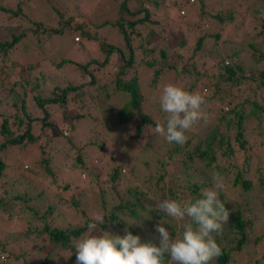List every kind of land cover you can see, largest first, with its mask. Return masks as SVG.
<instances>
[{"label":"trees","instance_id":"1","mask_svg":"<svg viewBox=\"0 0 264 264\" xmlns=\"http://www.w3.org/2000/svg\"><path fill=\"white\" fill-rule=\"evenodd\" d=\"M130 1H137V4L130 6ZM228 2L230 1H223L224 7L228 6ZM149 3L160 8L164 15L168 12V5L164 4V0H122L118 7L115 22L111 23L108 20L95 27H104L108 23L114 25L122 36L125 49L108 41L99 42L98 46L103 54L102 58L99 60L91 58L85 63L79 64L78 77L81 84H74L70 81L65 84L55 83L50 85L51 89L42 87L38 77L31 76L26 69L25 71L28 73L24 77L18 75L17 71L14 72L16 70L14 67L19 63L15 59L19 57L16 56V49L18 50L21 47L20 41L26 36L27 28L31 33L42 30L44 36L46 35L49 38L54 33H63L66 28L72 27V18L52 4L51 8L54 15L58 17V21L56 26L48 25L43 20L27 16L23 13L21 7L12 9L0 5V14H3L0 18V29H4L7 34L6 37L0 38V68L3 69V74H0V110H13L9 114L0 113V186L2 187L0 190V213L4 215L3 220L6 224V219L14 221L13 225L7 224L9 225L8 228L4 227L2 233L14 231L21 226L20 247L27 254H32L31 257H28L30 255H18V253H13L11 250L8 251L4 242L0 241V257H3L0 259V264L10 260H16L19 264H27L28 260H32V264H76L74 245L78 239L87 233L89 223L97 222L102 230L112 224L121 227L123 224L119 222L118 216L127 214L135 219L139 216L136 208L145 210L144 202L147 198L144 196L147 194L130 185L124 191H120L117 185L113 184L123 176L121 173L122 166L115 160L110 171L112 182L110 192L117 198V203L109 209L108 214L102 213L101 220L86 217L77 222L66 223L67 221L65 222L62 219L65 224L61 223V225L49 218L52 215L53 217L60 216V212L55 211L56 208L75 210L84 216L86 215L83 209L80 208L78 199H76L77 197L80 198L78 194L71 193V201L64 199L62 193L71 188L73 180L61 184L62 178L59 179L58 168L56 169L51 165L53 158L45 155V146L47 143L51 144V140L55 139L56 133L59 131L58 135L63 137L66 142V155L63 158L65 160H60L61 163L59 161V164L64 165L71 172L82 174L87 170L93 175H97V173L94 174L93 171H90L91 160L89 155L92 152L95 153L104 149V140L107 138L104 125L107 122L104 121L106 116L96 119L94 116L90 117L88 115L90 109H93V106L96 107L95 104L100 102L94 98L96 95L101 96L105 102L110 101L116 92L127 95V97H124L125 101L119 105L116 113L118 124L135 123L137 136L136 139H132L133 144H131L136 145L135 142L138 141L140 145L138 153L136 155L132 154L136 162L125 163V166H128V172L130 171L129 174L127 173V178L130 181H137L141 177L139 171H142L144 172L142 182L153 184L152 194H156L159 190L161 193L163 192L161 195L162 200L175 199L185 202L181 193L187 192L188 189L189 192L195 194L191 197V200L194 201L196 198L201 197L199 190L202 188L204 180L202 184H199L196 181L197 179H192V185L187 188L181 183L174 184L172 179L176 178V173L174 170L170 171L169 168L178 162L183 167L182 172L187 177L195 178L196 170L199 169L197 164L202 163L204 169L217 160L214 149L216 148L228 159L226 165L222 167L224 169L232 167L234 170L232 172L233 185L239 187L241 193L245 194L246 197H249V195L258 197L260 195L264 213V160L258 161L257 164L254 162L255 157L259 159L261 154L264 155V153L258 152L261 147H251L252 144L248 143L249 140L245 136L246 129L243 126L244 120L247 119L246 108L252 119L257 122L264 119V67L259 69L257 85H255L254 90H252L251 85L248 86L251 91L247 92L249 94L243 97V101L234 103L232 92L229 94V88L232 89L234 84L237 86L242 85V76L250 82L254 79L251 74L245 75L246 60L250 57H257V62L264 60V51L260 48L264 44V0H238L237 3H231L227 10H224L223 7H214L213 3L211 8L206 0H172L170 6L173 7L172 9L176 8L177 13L184 7H187L190 11L197 9L198 19L206 22L204 24H207V26L209 25L207 22H217L220 28L209 36L214 38L215 45L219 42L220 45L223 44V47L226 48L224 51L218 47L215 56L211 57V64L206 68V70L212 71L211 74L200 76L197 72L190 88L187 89L188 91H199L200 93L204 87L212 90L205 98L209 102H216L213 108L220 107L215 109L216 113L221 108L223 112L209 129L205 130L209 126L208 123L200 121V127L205 128L200 129L197 134H191V136L200 138L193 144L190 143V139H187L182 145L168 143L163 137L155 133V121L159 120L163 123L164 119H154V114L150 115L151 111L148 113L144 111L145 92L148 89V84H145V75L140 70L133 74H129L127 71V68L137 64L138 54L145 56L139 64H144L145 67L150 69L149 71H153L152 85L157 79L159 81V77L161 79L160 73L164 71V61L168 55L166 47L157 46L155 42L160 37L157 33H154V29L150 28L147 32L145 31L146 33L144 32L147 23H157V20L150 18L153 12ZM207 8L211 9L210 13L206 11ZM5 13L8 17L4 15ZM127 16H129L128 19H126ZM238 17L240 20L236 22ZM24 26L27 27L24 28ZM224 26H237V30L226 36L222 34ZM73 27L78 29L80 25ZM82 31L80 33L82 38L93 40L90 31L87 29L85 31L82 29ZM205 36L200 35L197 38L194 51L202 50ZM180 41V44L183 45V39H180ZM147 46H151L150 54L146 53ZM245 47L250 48L251 53H248L249 55L244 52ZM155 51L158 52L160 57L156 58ZM18 52L19 54L22 53L20 50ZM112 55H115V58H112ZM147 55H150V58ZM226 60H228V63L225 62ZM71 62H73L71 59L64 58L54 66L60 67L64 63ZM189 62L190 60L183 64L180 69L176 66H168L167 68L177 76H183L189 69H192L191 63L193 61ZM253 67L257 68L254 65L250 66L252 72ZM198 84H200V87H197ZM30 98L34 101L40 112L39 114H35L30 108ZM224 104L228 107L227 111H224ZM51 106L53 108L49 109ZM229 106L233 107L229 108ZM56 116L61 121L60 123L53 120V117ZM88 117L92 129H89L90 132L86 136L87 140L82 141L79 139L75 141L72 135L77 132L76 121ZM10 122L15 125V128L10 125ZM147 124L154 128L153 131L147 129ZM144 126L146 128L142 129ZM62 128L69 129L72 135L68 132H66V135H62ZM143 130L144 132H142ZM45 131V141L40 144L41 158L36 163L38 165L40 161L43 164L45 172L43 180H49L52 186L49 185V187L35 190L36 187H31L33 183H29V190L25 188V191L20 193L21 191L17 189L18 192L10 193L6 183L8 180H12V174L11 167H7L4 160L5 152L13 147H25L28 143L32 144L38 141L41 133ZM58 144L59 142L55 143L53 147L60 149L62 146L57 147ZM90 146L97 148V150L89 148ZM3 153L4 156L1 157ZM116 153L122 154V152ZM111 156L115 159L113 155ZM240 156L242 157L241 165L234 162V157L239 158ZM101 161L99 162L101 163ZM194 164H196L195 170L192 169ZM25 165L29 168L28 164ZM215 167L218 171L222 168L218 163ZM16 168L19 169V165H16ZM32 170L34 169H31L30 165L28 171L32 172ZM94 170L99 172V168ZM204 172L205 170L202 173ZM167 176L170 178H167ZM19 178L24 181L23 183H27L25 182L26 179L18 176ZM55 183L57 187H53ZM218 193L221 195L220 189ZM99 200H101V208H105L103 209L105 211V201H102L105 200L103 191L99 193ZM252 200L255 201L256 198ZM221 201L228 211L232 210L233 207L229 203ZM246 202L249 204L250 200L248 199ZM236 209L233 216L229 215L231 219L227 224H223V230L220 233L222 239L219 236L220 234L215 235L218 244L222 248V255L213 260L211 264H232L234 255L247 246V228L252 226V221L248 223L237 204ZM161 216L168 221V226L170 225L172 229H175V226L172 225L174 220L166 217V214L159 210V217ZM0 229L2 228L0 227ZM130 231L133 233L132 229ZM256 234L254 235V246L250 250L252 251L250 252L251 255L247 256L248 260L253 259L249 264H263L264 260L263 249H261L264 247V232L260 230ZM222 241L225 243L223 244ZM257 248L259 252L263 253L261 256H257ZM168 260L169 258L166 257L165 264H168Z\"/></svg>","mask_w":264,"mask_h":264},{"label":"rangeland","instance_id":"2","mask_svg":"<svg viewBox=\"0 0 264 264\" xmlns=\"http://www.w3.org/2000/svg\"><path fill=\"white\" fill-rule=\"evenodd\" d=\"M121 1L122 0H0V5L12 9L21 7L23 9L24 14L34 19L43 20L48 25L56 26L58 21V17L54 15L53 10L51 8L52 4L57 6L58 9L64 11L68 17L72 18V27L66 28L63 33H54L49 38L46 35L44 36L42 30H38L37 33H31V31H29V29L27 28L26 36L21 39V47L18 49L22 53L19 54L17 49V53L15 52L16 56H19L18 58H15L19 63L17 64V66L14 67V69H16L14 72L17 71V73H19L18 75H20L21 77H24V75L29 72L31 76L38 77L39 83L42 85V87L46 89H51L50 85L55 83L65 84L70 81L74 84H81L80 79L78 77L79 64L85 63L91 58H96L98 60L102 58L103 54L98 46L99 42L108 41L112 44L119 45L120 47H122V49H125V43L122 40V36L121 34H119L114 25L108 23L104 27H95L96 25H99L102 22L108 20L111 23L115 22L117 18L118 7ZM206 1L208 4H210L211 8L213 6L216 8L223 7L224 10H227L229 8L228 6L231 3H237L238 0H227L230 2H228L229 4L228 6L226 5V7H224L223 4L224 0ZM171 3L172 0H164V4L168 5V12H166V15H164V12L160 10V8L155 7L149 3L151 6V11L153 12V15L150 16V18L152 20H157V23H147V27L144 30V32H147L150 28L154 29V33H157L160 37L155 43H157V46L159 47H166L168 55L164 61V71L163 73H160L161 79L159 77V81L157 79L152 85L151 82L153 78V71H149L150 69L145 67L144 64H139V62L143 60V58H145V56H141L139 54L136 60L137 64L133 65V67L127 68L129 74L136 73L140 70L141 73L145 75V84H148V89H146L145 92L146 102L144 105V111H146V113L151 111L150 115L154 114V119L161 118V120L164 119V113L160 110L158 103L153 99V97L158 96L159 91L163 88L164 84L175 83L185 88L186 90L189 89L193 79H195L196 77L197 72L200 76L211 74L212 71L206 70V68L211 64V57L215 56L214 54L216 53L218 47L224 51L226 49L223 47V44L220 45L219 42L215 45L214 38L209 36L211 33H214L216 29L220 28V25L217 22H207L209 24L208 27L207 24H204L206 22L200 21L198 19L196 15L197 9H195L194 11H190L187 7H184L186 12L185 15L182 16L177 13L176 8V10L172 9L173 7L170 6ZM136 4L137 1H130L129 5L134 6ZM206 11H209L210 13L211 9L207 8ZM2 15L3 14H0V18L2 17ZM4 15L7 16V13H5ZM128 17L129 16H127L126 19H128ZM237 20H240V18L238 17L236 19V22ZM78 25H80V28L78 29L76 27H73ZM25 27L27 26H24V28ZM82 29H84V31L86 29L90 31L89 33L93 40L82 38L80 34L81 32H83ZM235 30H237V26H224V28L222 29V34L228 36L229 34H232ZM0 31V38L7 36L4 29H0ZM200 35H206L205 41L202 45V50L194 51L195 42ZM77 39L79 40L77 41ZM180 39H183V45L180 44ZM260 48L264 51V44H262ZM150 49L151 46H147V54L151 53ZM244 52L248 54L251 53V50L250 48L245 47ZM154 55L156 56V58L160 57L157 51H155ZM112 56V58H115V55ZM147 57L150 58V55H147ZM191 57L195 59H192ZM64 58L71 59L73 62L64 63L60 67L54 66L58 61ZM256 59L257 57H250L248 60L245 61V75L247 76L248 74H251V76H254L252 82H250V80H246V77L244 78L242 76V85L237 86L234 84L232 86V89L229 88V94L232 92V95L234 96V99L232 100L234 101V103H239L243 101V97L249 94L247 93L251 91V88H248L249 85L252 86V90H254L255 85H257V75L259 74V69L264 67V60L257 62ZM189 60L190 62L193 61L191 63L192 69H189L188 72L183 76H177L172 72V70H169L167 68L168 66H176L180 69V67L183 64H186ZM118 62L121 63L120 61ZM225 62L228 63V60H226ZM253 65L257 68L253 67L252 72L250 70V66ZM25 69L28 72L25 71ZM0 74H3V69L1 68ZM197 87H200V84H198ZM211 91L212 90L206 89L204 87L201 91V94L206 97V95H208ZM257 93L259 94L258 91ZM124 97H127V95H124L122 92H116L113 94L110 101L105 102L103 101V98L101 96L96 95L94 98H96L102 103H96V107L93 106V109H90L88 113L90 117L94 116L96 119H101L103 116H106L104 121L107 122L104 125L106 127L104 132L107 137L104 140V149L98 150L95 153L92 152L89 155V158L91 160V165L89 166L91 169L90 171H93L94 174L97 173V175H93L87 170L84 171L82 174H80L79 172H71L67 167L62 164H59L60 160H65L63 158L66 155V142L64 141L63 137L58 135L59 131L56 133L55 139L51 140V144H46L45 155L49 156L50 158H53V162L51 163V165L53 167H56V169L58 168L59 179L62 178V181H60L61 184L71 181V179L73 180L72 183L70 182L72 185L71 188L69 190L63 191L62 193L64 199L66 198V200L71 201V193L75 192L76 194H78L80 198L77 197L76 199H78L80 208H82L86 214L84 216L78 211L76 212L75 210L56 208L55 211H59L60 216L53 217L52 215L49 218H52L55 223L60 225L61 223L65 224L62 222V219L65 222L67 221L66 223L77 222L82 218L86 217H92L93 219L95 218L94 220H101V214H108L110 212L109 209L117 203V198L110 192V184H112L110 178V171L113 162L117 160V162L122 166L121 173L123 174V176L113 184H116L120 191H124V189H126L128 185H130L136 187L139 191H143L144 194H147L146 196H144L147 198L146 202H144L145 210L136 208L139 212V216L135 219H133L127 214L118 216V219L120 220L119 222H122L121 224H123L121 227H118L113 224H108L109 226H107L105 230H102L96 222V231H107L113 234L117 232L116 234L125 235L126 228L129 231L130 229H132L134 235H139L141 237L142 242H151L159 245V240L157 239L159 234L156 232L155 226L161 220H165L164 217H159L158 210V204L162 201L161 195L163 192L161 193V191L159 190L156 194H152L153 191L151 190L153 188V184H145L142 182V180L144 179L142 178V175H144V172L142 171H139L141 177H139L137 181H130L127 178V173L129 174L130 171L128 172V166L125 165L136 162L133 155H136L138 153L140 145L138 141L135 142L136 145H132V139L137 136L135 131V123L130 122L127 124H118L117 122L116 110L118 109L119 105L125 101ZM215 103L216 102L207 101V103L203 107V110L208 116V120L206 123L209 124L207 128L204 127L205 130L209 129L211 125L218 120V117L220 116L221 112H223V110H221L222 108L218 113L215 112V109L219 107L217 106L216 108H213ZM29 106L35 114L40 113L31 98L29 100ZM230 107L233 106H229V108ZM52 108L53 106H51L49 109ZM54 108L56 110H59L56 107ZM227 109L228 107H226V104H224V111H227ZM245 111L247 114V119L244 120L243 126L246 129L245 136L249 140L248 143L252 144L251 147H261L260 151L258 152L264 153V119L260 122H257L256 120L252 119V116L248 115L247 108ZM10 112L12 113L13 110H0L1 114H9ZM88 119L89 117L80 121H76L77 132L73 135L72 132H70V130H67L66 128L61 129V134L66 135V132H68V134L70 133L74 137L75 141L79 139H81L82 141H86V136L88 132H90L89 129H92L90 128ZM53 120L56 123L61 122L59 121V118L57 116L53 117ZM91 120L93 119L91 118ZM203 123L205 122L203 121ZM200 124L201 123L199 122L197 124L199 126L195 125L190 131L186 133L187 139H190L191 144H193L200 138L191 136V134H197L200 129H204L200 127ZM10 125L15 128V125L12 122H10ZM145 128L146 126L142 127V129ZM147 129L153 131L154 128L148 126L147 124ZM193 131L195 132L192 133ZM142 132H144V130ZM45 136L46 131L41 133V136L39 137L38 141L32 144L28 143L25 147H13L9 149V151L5 152V156L4 153L1 154V157L4 156V160L7 164V167H11L10 171L12 174V180L10 179L6 183V187L9 189L10 193L18 192L17 189L21 191L20 193L24 192L25 188L29 190V183H33L31 184V187H36L35 190L43 189L44 187H49V185L52 186V183L49 180H43V177H45L43 164L40 161L38 165L36 163V161L41 158L40 144L45 141ZM57 142H59L57 147L62 146L60 149L53 147L54 144ZM89 148L92 147L90 146ZM92 149L97 150V148ZM214 149L217 155V160L204 169L202 168V163L197 164L199 169L196 170L197 172L195 174V178L187 177L185 173L182 172L183 167L181 166V164L176 162L175 165L169 168L170 171L174 170L176 173V178H173L172 180L174 184L181 183L184 185V187L186 186V188L192 185V179H197L196 181L199 184H202L204 180L203 186L199 190L201 193L203 189L213 187L212 174L214 172L219 173L223 177L224 183L223 188L220 189L221 195L219 194V198L229 203L233 207L232 210L229 211L230 216H233V212L237 210V204L240 208V211L242 212V215L247 219L248 223H251L252 221V226L250 228H247V246H245V249H243L241 252H237L234 255V262L232 264H249L253 261V259L248 260L247 256L251 255L250 252L252 251L250 250L254 246V235L260 230L264 232V213L262 209L261 197L260 195H258V197H255L253 195H249V197H246L245 194L241 193V189L239 187L233 185V168L229 167L230 169H224L222 166L226 165L228 159L221 153L220 150L216 148ZM116 152H122V154H118ZM111 155H113L115 159ZM241 159V156L239 158L234 157V162L241 165ZM100 160H102L101 163L99 162ZM260 160H264L263 154H261V157L259 159L255 157V164H257ZM216 163H218V165L222 167L220 171L216 169ZM22 164L23 167L21 168ZM25 164H28L29 168H27ZM16 165H19V169L16 168ZM30 165L31 169H34L32 170V172L28 171L30 169ZM98 168L99 172L98 170H94ZM195 168L196 164L193 165L192 169L195 170ZM203 170H205L204 173H202ZM18 176L23 179H26L25 182L27 183H23L24 181L20 178L18 179ZM167 178L170 177L167 176ZM53 187H57L56 183ZM1 189L2 187L0 186V190ZM100 191H103L105 200L102 201H105V211H103V209L105 208H101L100 206ZM186 191L187 192L181 193V196L183 197V200L185 202L191 200V197L195 195L189 192L188 189ZM254 198H256L255 201L252 200ZM248 199L250 200L249 204L246 202ZM55 214L57 213L55 212ZM3 216L4 215L0 213V227L2 228L0 229V241L4 242L8 251L11 250L13 253H18V255L24 254L30 255L28 257H31L32 254H27V252L24 251L22 247H20L21 226H19V228L15 229L14 231L2 233L4 227L8 228L9 225L14 224L13 220L6 219L7 224H9L7 225L3 220ZM230 219L231 218L229 217V220ZM132 223H142V225H130ZM182 223L183 222H177L174 220L172 225L175 226V229H172V227L170 225L168 226L167 223L164 225L172 233L173 239L176 235L175 231L181 230L180 226ZM22 226L24 225L22 224ZM219 236L222 239V235L220 234ZM222 243L224 244L225 242L222 241ZM255 246L257 245L255 244ZM261 249H263L264 253V247H262ZM263 253L259 252L257 248V256H261ZM32 259L35 260L34 257H32ZM4 264L19 263H17L16 260H10L9 262H6ZM27 264H32V260H28ZM168 264H172L170 258L168 260Z\"/></svg>","mask_w":264,"mask_h":264},{"label":"clouds","instance_id":"3","mask_svg":"<svg viewBox=\"0 0 264 264\" xmlns=\"http://www.w3.org/2000/svg\"><path fill=\"white\" fill-rule=\"evenodd\" d=\"M153 99L164 113V122L155 121L154 131L168 143L184 144L186 133L200 121L206 123L208 120L203 110L207 101L199 91H188L175 83H167ZM212 181L213 187L203 189L201 197L194 201L164 199L159 202L158 208L166 217L183 222L181 230L175 231L174 239L164 226L165 220L155 226L159 245L142 242L139 235L127 228L125 235H119L97 232V224L89 223L87 233L74 245L76 264H165L166 257L172 264H211L222 255L215 235L222 232L230 215L217 191L223 188V177L214 172ZM133 224L142 225H130Z\"/></svg>","mask_w":264,"mask_h":264},{"label":"built area","instance_id":"4","mask_svg":"<svg viewBox=\"0 0 264 264\" xmlns=\"http://www.w3.org/2000/svg\"><path fill=\"white\" fill-rule=\"evenodd\" d=\"M190 1H193V0H190ZM179 13H180V15H185V9L184 8L180 9Z\"/></svg>","mask_w":264,"mask_h":264}]
</instances>
